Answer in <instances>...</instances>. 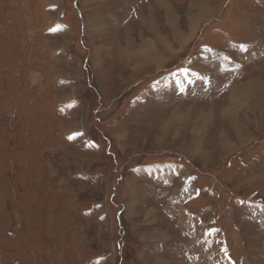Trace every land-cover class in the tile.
<instances>
[{"label":"rangeland","instance_id":"rangeland-1","mask_svg":"<svg viewBox=\"0 0 264 264\" xmlns=\"http://www.w3.org/2000/svg\"><path fill=\"white\" fill-rule=\"evenodd\" d=\"M263 87L264 0H0V264H264Z\"/></svg>","mask_w":264,"mask_h":264},{"label":"bare ground","instance_id":"bare-ground-1","mask_svg":"<svg viewBox=\"0 0 264 264\" xmlns=\"http://www.w3.org/2000/svg\"><path fill=\"white\" fill-rule=\"evenodd\" d=\"M199 2V1H198ZM196 3V1H195ZM201 3V2H200ZM204 3V1H203ZM197 4V3H196ZM203 10V8H202ZM193 11V10H192ZM166 12V11H165ZM199 16V15H198ZM175 18V17H174ZM199 18V17H198ZM198 18H193V23H192V27L190 28L191 29V34H192V31L193 29H195L196 27V24L198 23L197 21L200 20ZM171 21V20H169ZM168 21V22H169ZM154 27V25L152 26ZM151 27V28H152ZM156 27V26H155ZM153 29V28H152ZM102 32V31H101ZM158 35V34H157ZM190 35V34H189ZM145 37V36H144ZM150 37V36H149ZM160 37V36H159ZM177 37H180L183 41H184V37L183 35L179 34ZM190 37V36H189ZM151 38V37H150ZM158 38V37H157ZM188 39V38H187ZM186 39V40H187ZM177 40V39H176ZM141 42V41H140ZM158 41H150L149 39H144L143 40V43L142 45L139 47L138 50H130V51H124L123 54H122V57L124 58L125 61H128V63L130 62H133V64L135 65V68L138 70V72H141L143 71L145 68L149 67V66H152L154 65L157 60L159 61L160 60V54L162 52H159V50L156 48V46L158 47V45H156ZM161 42V41H160ZM182 42V41H181ZM163 44V42H162ZM174 49V48H173ZM121 55V54H120ZM127 63V64H128ZM132 66V65H131ZM139 67H141L139 69ZM135 71V69L133 68V72ZM137 72V71H136ZM138 74V73H137ZM202 75V74H201ZM252 82H250L251 84ZM253 85L251 87H247V88H239L242 93L246 91V93L248 94V92H250V97H255V93L259 92L257 91V88L254 87L252 88ZM264 88V87H263ZM261 90V89H259ZM263 91V89H262ZM245 93V94H246ZM264 93V91H263ZM240 95V99L239 97L237 98V96ZM145 98V97H144ZM246 97L245 96H242L241 93H239L238 90H234L233 91V97H232V101H231V104L232 106L230 107L231 109H228L227 110V116L230 117V116H235L237 114H239V110L246 104H247V99H245ZM263 98V97H262ZM244 103V104H243ZM246 103V104H245ZM249 105V103H248ZM226 113V112H225ZM150 217L151 218H154L155 215L153 213L150 214ZM185 221V220H184ZM181 227V226H180ZM216 241V240H215ZM206 262V261H205Z\"/></svg>","mask_w":264,"mask_h":264},{"label":"snow or ice","instance_id":"snow-or-ice-1","mask_svg":"<svg viewBox=\"0 0 264 264\" xmlns=\"http://www.w3.org/2000/svg\"><path fill=\"white\" fill-rule=\"evenodd\" d=\"M246 50V49H245Z\"/></svg>","mask_w":264,"mask_h":264}]
</instances>
